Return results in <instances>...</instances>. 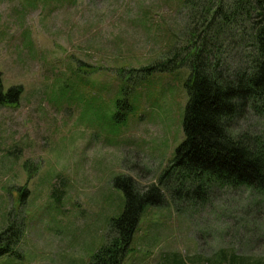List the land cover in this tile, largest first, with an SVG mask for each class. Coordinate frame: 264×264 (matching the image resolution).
I'll return each mask as SVG.
<instances>
[{"label":"rangeland","instance_id":"1","mask_svg":"<svg viewBox=\"0 0 264 264\" xmlns=\"http://www.w3.org/2000/svg\"><path fill=\"white\" fill-rule=\"evenodd\" d=\"M187 26L184 0H0V90L22 88L0 102V232L22 229L0 264H90L126 207L117 180L171 174ZM172 189L121 264H264V192Z\"/></svg>","mask_w":264,"mask_h":264},{"label":"trees","instance_id":"2","mask_svg":"<svg viewBox=\"0 0 264 264\" xmlns=\"http://www.w3.org/2000/svg\"><path fill=\"white\" fill-rule=\"evenodd\" d=\"M184 2L189 50L183 59L191 68L185 139L176 149L171 174H163L158 184L143 189L130 176L117 180L126 207L112 219L109 243L90 264H121L144 206L164 204L166 188L179 187L181 193L198 183L201 205L209 203L206 186H212V194L229 184L264 192V123L259 120L264 118V0ZM21 91L17 86L6 94L0 90V102L17 99ZM251 116L254 122L248 121ZM205 178L210 186L201 182ZM21 233L17 225L0 232V256L15 253Z\"/></svg>","mask_w":264,"mask_h":264}]
</instances>
